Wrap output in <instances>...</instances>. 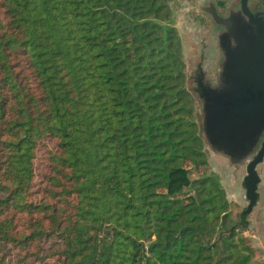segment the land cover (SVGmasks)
Masks as SVG:
<instances>
[{
    "label": "trees",
    "instance_id": "obj_1",
    "mask_svg": "<svg viewBox=\"0 0 264 264\" xmlns=\"http://www.w3.org/2000/svg\"><path fill=\"white\" fill-rule=\"evenodd\" d=\"M174 14L0 0V264H263L206 173Z\"/></svg>",
    "mask_w": 264,
    "mask_h": 264
},
{
    "label": "water",
    "instance_id": "obj_2",
    "mask_svg": "<svg viewBox=\"0 0 264 264\" xmlns=\"http://www.w3.org/2000/svg\"><path fill=\"white\" fill-rule=\"evenodd\" d=\"M242 10L247 22L242 15L237 23L230 17L221 19L235 25L222 27L217 35L223 61L216 82H203L202 73L195 81L203 100L204 142L247 162L245 219L258 203L261 177L257 167L264 161V18L245 6Z\"/></svg>",
    "mask_w": 264,
    "mask_h": 264
},
{
    "label": "rangeland",
    "instance_id": "obj_3",
    "mask_svg": "<svg viewBox=\"0 0 264 264\" xmlns=\"http://www.w3.org/2000/svg\"><path fill=\"white\" fill-rule=\"evenodd\" d=\"M204 4L205 0H171V5L175 11V26L183 42L187 83L195 99L200 126L204 117L203 100L196 91L194 69L201 57L199 49L201 48L202 38H204V44H208L209 47L205 50L209 52L216 45L217 35L220 32L212 24L209 18L210 15L202 9L201 5ZM240 16L238 8L231 12L230 17L235 19V21H239L241 19ZM205 151L208 160V165L205 168L206 173H214L220 177L226 189L227 197L232 203L230 208L232 217L239 222V214L242 213L249 203L245 197L246 190L243 187V176L246 174L245 167H247V162L219 152L208 142L205 143ZM262 168H264V161L258 165L257 170L260 172ZM203 172L199 171L192 174V178H198ZM262 176L264 177V175ZM259 192L260 200L248 215L247 221L249 224L242 234L255 250V256H258L264 264V179Z\"/></svg>",
    "mask_w": 264,
    "mask_h": 264
},
{
    "label": "flooded vegetation",
    "instance_id": "obj_4",
    "mask_svg": "<svg viewBox=\"0 0 264 264\" xmlns=\"http://www.w3.org/2000/svg\"><path fill=\"white\" fill-rule=\"evenodd\" d=\"M201 6H202V9H204L210 15L209 18L211 19L212 24L216 26V30H218V32L220 31L222 27L231 29L235 25L234 23L238 22V21H235V19H232L230 17L231 12L234 11L235 9L239 8L240 14L242 15L241 16L242 19H244V21L247 22L248 18L246 17V15H244L243 10H242L244 6L248 8V10L255 16L259 18H264V0H205V4ZM229 17L235 22L228 23V21L223 22V20H221V19L225 20ZM203 41H204V38H202L201 48L199 49L201 57L199 61L197 62L195 69H194V72H195L194 79L197 81V76L200 73H202L203 82L215 83L216 78H217V72L220 68L221 62L223 61V53H222L221 48L218 46L217 42L214 48L211 51L207 52L205 49H207V47L209 46L207 43L204 44ZM245 169H246V174L243 176V187L244 188H245V185H244L245 176H247V167H245ZM259 174L261 177V181L259 183V188H260L263 182V179H264V177L262 176L264 175V168L260 170ZM259 188H258V192H259ZM245 197H246V194H245ZM246 199L248 200L247 197ZM259 200H260V192H259L258 202ZM248 215L245 217V219L244 218L241 219L240 217V221L236 222L238 223L237 224L238 227L244 228L246 226L247 228L249 224L247 221Z\"/></svg>",
    "mask_w": 264,
    "mask_h": 264
}]
</instances>
